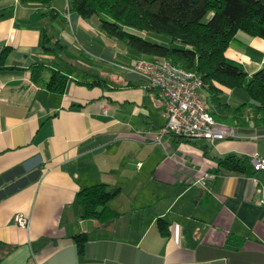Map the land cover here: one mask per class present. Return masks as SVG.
Instances as JSON below:
<instances>
[{
  "label": "crops",
  "instance_id": "1",
  "mask_svg": "<svg viewBox=\"0 0 264 264\" xmlns=\"http://www.w3.org/2000/svg\"><path fill=\"white\" fill-rule=\"evenodd\" d=\"M44 12L0 0V53L11 48L0 63L3 264H264V172L219 166L229 155L264 157V131L238 119L237 132L248 138L169 135L159 144L163 98L113 65H134L138 55L97 20L58 23ZM45 33L70 50L59 65L43 49ZM73 34L83 49L108 58L106 65L83 63ZM226 56L253 75L264 68V39L239 32ZM35 64H43L36 80ZM52 69L70 78L63 95L47 89ZM206 174L215 179L204 186ZM100 184L121 188L109 203L119 215L104 225L82 218L77 202L82 189ZM17 214L30 219L29 228L16 225ZM83 233L80 257L75 237Z\"/></svg>",
  "mask_w": 264,
  "mask_h": 264
},
{
  "label": "trees",
  "instance_id": "2",
  "mask_svg": "<svg viewBox=\"0 0 264 264\" xmlns=\"http://www.w3.org/2000/svg\"><path fill=\"white\" fill-rule=\"evenodd\" d=\"M22 3L45 9L43 17L58 23L74 16L85 21L97 20L101 31L133 50L139 59H160L196 73L203 81L201 97L210 115L216 120L233 118L239 123L264 131V68L253 75L241 64L227 58L239 32L264 39V0H21ZM64 6V7H63ZM64 8L69 18L64 16ZM67 46L62 40L45 33L43 49L56 59H63ZM11 48L0 53L2 64ZM138 59V60H139ZM43 64L32 67V77H40ZM70 78L52 69L47 89L65 94ZM228 89L239 103L233 105ZM237 124L233 128L236 129ZM237 130V129H236ZM179 137V136H177ZM185 139L183 137H179ZM192 140V139H187ZM223 169L254 176L251 158L229 155L221 159ZM121 188L105 184L82 189L77 202L83 208L82 218L107 224L118 217L109 207ZM164 235L168 225L159 221ZM78 254L83 257L86 234L75 237ZM9 248L0 241V264Z\"/></svg>",
  "mask_w": 264,
  "mask_h": 264
},
{
  "label": "built area",
  "instance_id": "3",
  "mask_svg": "<svg viewBox=\"0 0 264 264\" xmlns=\"http://www.w3.org/2000/svg\"><path fill=\"white\" fill-rule=\"evenodd\" d=\"M123 72L141 78L149 89L157 90L165 103L166 124L156 133V140L163 144L166 136L175 135L185 139L210 142L248 138L241 136L233 127L220 124L208 112L201 97L203 81L196 73L160 59H139L134 65L113 64ZM254 169L264 172V157L251 158ZM215 179L206 174L201 184ZM261 204L264 205V186ZM15 223L21 228H29L30 219L23 214L15 216Z\"/></svg>",
  "mask_w": 264,
  "mask_h": 264
},
{
  "label": "rangeland",
  "instance_id": "4",
  "mask_svg": "<svg viewBox=\"0 0 264 264\" xmlns=\"http://www.w3.org/2000/svg\"><path fill=\"white\" fill-rule=\"evenodd\" d=\"M64 7V6H63ZM63 13H64V16H66V18L69 16V14H68V11L64 8V11H63ZM69 18V17H68ZM73 20H74V18H71L70 20H69V22H70V24H73L72 22H73ZM73 36H74V39L76 40V35L75 34H73ZM77 36H78V34H77ZM76 42V44H78L79 46L81 45L80 44V42H77V40L75 41ZM81 47V46H80ZM88 47V46H87ZM82 48V47H81ZM90 48V47H89ZM89 48H87V49H89ZM87 49H80V53H78L79 54V56L81 57V61L83 62V63H86L85 61H92V62H99L100 64H104V65H106V63H107V61H108V58H106L105 56H100V57H96L94 54H92L91 52H92V50H87ZM70 51L69 50V48L67 49H65V53H66V51ZM74 50V49H73ZM89 51H91V52H89ZM76 52V51H75ZM94 53V52H93ZM60 59H58L56 62H57V65H59L60 64V61H59ZM88 67H90V66H88ZM91 70V72L90 71H88V72H90V73H92L93 71H94V69L92 70V69H90ZM219 123L220 124H223V125H226V126H229V127H233L234 126V121L233 120H230V119H222V120H220L219 121Z\"/></svg>",
  "mask_w": 264,
  "mask_h": 264
}]
</instances>
